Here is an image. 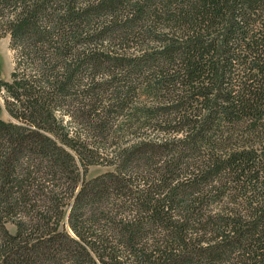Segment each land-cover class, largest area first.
<instances>
[{"label":"trees","instance_id":"1","mask_svg":"<svg viewBox=\"0 0 264 264\" xmlns=\"http://www.w3.org/2000/svg\"><path fill=\"white\" fill-rule=\"evenodd\" d=\"M7 36L0 264H264V0H0Z\"/></svg>","mask_w":264,"mask_h":264},{"label":"rangeland","instance_id":"2","mask_svg":"<svg viewBox=\"0 0 264 264\" xmlns=\"http://www.w3.org/2000/svg\"><path fill=\"white\" fill-rule=\"evenodd\" d=\"M15 69V51L11 46V38L7 36L0 38V81H11V75ZM6 92L0 88V119L4 121H11L10 115L5 109ZM134 136L126 135L123 141L133 139ZM112 168L108 166H92L89 168V172L86 176L87 179H93L103 173L111 171ZM11 232H15L13 225L8 226Z\"/></svg>","mask_w":264,"mask_h":264}]
</instances>
